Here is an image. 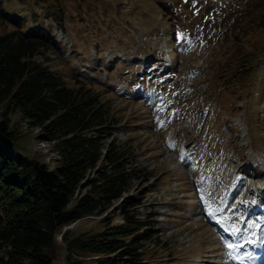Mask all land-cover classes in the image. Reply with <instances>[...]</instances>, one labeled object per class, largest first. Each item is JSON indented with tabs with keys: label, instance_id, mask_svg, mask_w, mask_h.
Listing matches in <instances>:
<instances>
[{
	"label": "rangeland",
	"instance_id": "1",
	"mask_svg": "<svg viewBox=\"0 0 264 264\" xmlns=\"http://www.w3.org/2000/svg\"><path fill=\"white\" fill-rule=\"evenodd\" d=\"M29 4L0 0L22 28L56 42L52 69L93 83L121 117L114 136L131 145L140 175L125 194L144 195L141 217L151 215L160 238L148 264H234L226 243L264 229V7L62 0L64 16L55 20ZM252 51L261 52L251 72L243 59ZM238 60L246 65L235 72ZM20 128L24 153L59 159L52 142L37 137L39 127ZM113 207L114 221H123L119 201ZM106 214L63 226L48 252L66 264L65 235L102 229ZM219 217L239 232L226 234L213 223Z\"/></svg>",
	"mask_w": 264,
	"mask_h": 264
},
{
	"label": "trees",
	"instance_id": "2",
	"mask_svg": "<svg viewBox=\"0 0 264 264\" xmlns=\"http://www.w3.org/2000/svg\"><path fill=\"white\" fill-rule=\"evenodd\" d=\"M17 2L40 5L47 18L64 16L62 0ZM244 2L264 7V0ZM18 19L0 6V264H58L48 248L63 226L105 213L102 229L65 235L66 264H148L160 238L151 215L141 217L144 195L125 194L140 175L131 145L114 136L119 113L93 83L52 69L56 42ZM260 52L240 57L251 72ZM23 122L39 127L37 137L52 142L59 159L22 151ZM117 201L121 222L109 213Z\"/></svg>",
	"mask_w": 264,
	"mask_h": 264
},
{
	"label": "snow or ice",
	"instance_id": "3",
	"mask_svg": "<svg viewBox=\"0 0 264 264\" xmlns=\"http://www.w3.org/2000/svg\"><path fill=\"white\" fill-rule=\"evenodd\" d=\"M238 232H239V229L233 227V229H232V233H231V234H232V235H236ZM226 247L229 248V249H233V248L236 247V245H233V244H231V243H226ZM229 256H231V252L229 253Z\"/></svg>",
	"mask_w": 264,
	"mask_h": 264
}]
</instances>
